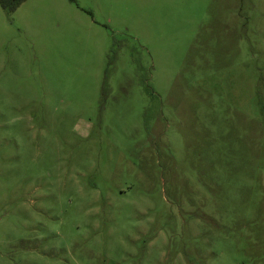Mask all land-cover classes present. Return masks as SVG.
<instances>
[{
    "label": "rangeland",
    "instance_id": "rangeland-1",
    "mask_svg": "<svg viewBox=\"0 0 264 264\" xmlns=\"http://www.w3.org/2000/svg\"><path fill=\"white\" fill-rule=\"evenodd\" d=\"M0 264H264V0L0 6Z\"/></svg>",
    "mask_w": 264,
    "mask_h": 264
},
{
    "label": "trees",
    "instance_id": "trees-1",
    "mask_svg": "<svg viewBox=\"0 0 264 264\" xmlns=\"http://www.w3.org/2000/svg\"><path fill=\"white\" fill-rule=\"evenodd\" d=\"M25 0H0V6L5 10L6 13H11L24 2Z\"/></svg>",
    "mask_w": 264,
    "mask_h": 264
}]
</instances>
